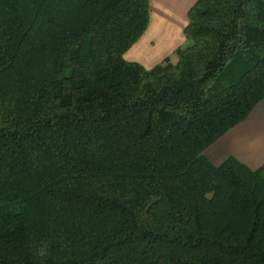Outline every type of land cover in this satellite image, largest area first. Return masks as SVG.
<instances>
[{
	"label": "trees",
	"instance_id": "trees-1",
	"mask_svg": "<svg viewBox=\"0 0 264 264\" xmlns=\"http://www.w3.org/2000/svg\"><path fill=\"white\" fill-rule=\"evenodd\" d=\"M150 0H0V264H264V164L207 151L264 101V0H197L152 67Z\"/></svg>",
	"mask_w": 264,
	"mask_h": 264
},
{
	"label": "crops",
	"instance_id": "crops-1",
	"mask_svg": "<svg viewBox=\"0 0 264 264\" xmlns=\"http://www.w3.org/2000/svg\"><path fill=\"white\" fill-rule=\"evenodd\" d=\"M197 0H150L151 20L142 38L127 57L152 67L171 56L186 41L184 29L188 13ZM209 158L221 164L233 155L256 169L264 164V101L207 151Z\"/></svg>",
	"mask_w": 264,
	"mask_h": 264
},
{
	"label": "rangeland",
	"instance_id": "rangeland-1",
	"mask_svg": "<svg viewBox=\"0 0 264 264\" xmlns=\"http://www.w3.org/2000/svg\"><path fill=\"white\" fill-rule=\"evenodd\" d=\"M171 59H172L173 61H177L178 57H177L176 53H173V54L171 55Z\"/></svg>",
	"mask_w": 264,
	"mask_h": 264
}]
</instances>
